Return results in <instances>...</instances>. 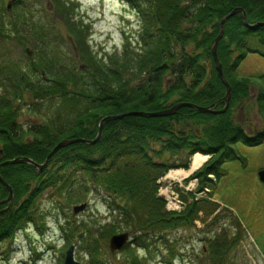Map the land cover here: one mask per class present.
Here are the masks:
<instances>
[{
	"label": "trees",
	"instance_id": "obj_1",
	"mask_svg": "<svg viewBox=\"0 0 264 264\" xmlns=\"http://www.w3.org/2000/svg\"><path fill=\"white\" fill-rule=\"evenodd\" d=\"M125 1L140 20L137 50L125 45L129 43L126 38L120 52L99 58L100 53H93L89 46L84 24L70 22L74 53L69 66L56 64L53 54L39 55L38 67L36 60L28 58L25 66L17 63L5 71L0 68V164L18 158L42 164L61 141L94 140L101 121L108 116L158 113L180 103L223 109L226 88L211 52L219 22L236 8L244 9L249 24L264 22V0ZM217 53L231 88V103L224 114L181 108L170 117H125L106 122L96 145L77 143L58 152L41 174L27 164L1 168V177L13 190V202L0 214V239L19 224L33 222V208L47 190L64 192L73 205L86 203L89 192H102L117 220L100 229V237L108 239L128 231L133 243L144 249L143 259L126 249L127 264L149 263L146 256L158 254V247L172 256L174 247L168 244L166 232L193 226L199 213L210 216L219 205L209 198L189 202L181 195L183 211L168 213L165 201L158 196V181L169 170H187L191 157L199 153L211 159L193 178L198 179L199 190L210 188L214 180L208 176L221 178L224 163H244L236 144L255 147L264 142V127L259 134L250 135L235 121V109L250 94V81L238 77L236 70L248 54L264 57V28L249 30L242 15L232 17L225 23ZM258 98L262 104L264 91ZM27 100L59 105L63 101L69 105L70 117H47L46 137L31 141L35 126L24 131L17 122V105ZM31 110L37 112V107ZM39 135L37 130L34 136ZM43 139L47 143L43 144ZM58 160L61 164L55 167ZM75 174H79L78 183L73 181ZM74 184L78 190L72 192ZM8 196L0 184V203ZM6 206L1 205L0 211ZM226 244L229 249L235 243ZM86 248L91 263L101 264L97 242H89ZM165 256L159 253V257Z\"/></svg>",
	"mask_w": 264,
	"mask_h": 264
},
{
	"label": "rangeland",
	"instance_id": "obj_2",
	"mask_svg": "<svg viewBox=\"0 0 264 264\" xmlns=\"http://www.w3.org/2000/svg\"><path fill=\"white\" fill-rule=\"evenodd\" d=\"M8 3L12 8L6 11ZM139 21L136 10L125 0H16V4L12 0H0V35H5L0 37L5 41L0 42V68L5 71L10 64L17 63L25 66L28 58L36 60L38 67L39 55L52 57L53 54L62 57L63 64H69L73 56L69 44L73 35L70 22L84 24L89 46L93 53H100L99 58L120 52L127 43L126 38L132 41L125 45L135 51L139 47L136 42ZM236 73L240 78L249 79L251 89L249 96L235 109V121L250 134L259 132L264 102L258 107L257 95L259 89L264 88V58L249 54ZM37 105V112L31 110L34 104L28 100L17 105L20 109L17 121L22 130H31L34 122L45 123L47 117H70L67 115L69 105L63 101L60 105L55 101ZM234 148L244 158V163L228 161L222 166L223 176L216 180L212 191L214 201L221 204L220 213L202 215L194 227L166 232L168 244L174 247L173 255H167L165 248L158 247V254L146 256L150 259L147 264H213V257L226 248L223 249L226 242L235 244L225 249L220 264H264V184L259 179V173L264 171V142L255 147L240 143ZM72 178L76 183L80 180L79 174ZM68 180L70 185V178ZM170 183L165 177L161 180L162 188ZM75 185L70 191L78 190ZM105 195L102 192L86 194L87 207L74 216L75 205L68 201L67 194L47 190L33 208V222L19 224L0 243V264H63L70 246L75 247L76 262L92 264L86 252L89 242H97L101 263L127 264V252L111 254L110 238L99 235L100 229L117 220L106 206ZM162 196L167 199L166 193ZM228 209L243 227L236 225L233 212ZM212 240L218 241L213 248ZM160 252L166 256L159 257ZM139 253V258L143 259V254Z\"/></svg>",
	"mask_w": 264,
	"mask_h": 264
},
{
	"label": "water",
	"instance_id": "obj_3",
	"mask_svg": "<svg viewBox=\"0 0 264 264\" xmlns=\"http://www.w3.org/2000/svg\"><path fill=\"white\" fill-rule=\"evenodd\" d=\"M237 14H242L243 21H244L245 25L247 27L251 28V29H254V28H257V27H264L263 23H258L256 25L249 26L247 24V22H246L247 19H246L245 12L242 9H235L229 15H227L225 18H223L221 20V22H220V33H219L217 39L215 40V44H214V47L212 49V55H213V59H214L215 65H216V69H217L218 75H219L221 81L223 82V84L226 87V96L224 98V101L226 102V106H225L224 110L215 111L211 107L202 108V107H197V106L192 105V104H179V105L174 106L170 110H166V111L158 112V113L131 112V113H126V114H122V115L107 117L101 122L100 127H99L98 136H97V138L94 141H88V142L83 141V140L63 141L53 150V152L50 155H48L46 162L42 166L36 165V164L32 163L30 160H28L26 158H22V159L19 158V159L13 160V161H9V162L3 163L2 165H0V168L4 167V166H8V165H15V164H29V165H32V166L36 167L39 171H43L46 168V166L48 165V162L51 159V157L59 149L64 148V147H66L68 145L75 144V143L95 144L101 137L104 123L108 122V121L120 120L122 118L132 117V116L145 117V118L169 117V116L174 115L182 107H189V108H192V109H194V110H196V111H198L200 113H203V114L217 115V114L224 113L225 110L228 108V106L230 104V93H231V90H230V87H229L228 83L224 79L222 67H221V65L219 63L218 56H217V47H218V44H219V42H220V40L222 39V36H223V28H224L225 22L228 19H230L231 17H233V16H235ZM260 177H261V181L264 182V173L260 174ZM0 183L9 191V197L4 203L12 202V199H13L12 189L6 184V182L1 178V176H0ZM85 208H86V205L75 207L73 209V213L74 214H78L79 212H82ZM127 240H128V234L116 235V236L112 237L110 239V241H109V247H110L111 252L115 253L117 251H120L124 247V245L127 242ZM73 254H74V247H70V249L66 253L65 264H78V263H76L74 261V255Z\"/></svg>",
	"mask_w": 264,
	"mask_h": 264
},
{
	"label": "bare ground",
	"instance_id": "obj_4",
	"mask_svg": "<svg viewBox=\"0 0 264 264\" xmlns=\"http://www.w3.org/2000/svg\"><path fill=\"white\" fill-rule=\"evenodd\" d=\"M230 101H231V99H230ZM30 102V104H34V106L32 107L33 109L34 108H36L38 105V103L39 102H43V101H37V102H32V101H29ZM19 112H20V109H19ZM177 113V112H176ZM175 113V114H176ZM174 114V115H175ZM222 114H224V113H222ZM222 114H220V115H222ZM137 117V116H136ZM18 122V121H17ZM40 123V121L39 122H34V125H35V128L32 130L33 131V134L30 136V140L32 141V140H34L33 138H36V139H40L41 137H46V132H45V130H44V125H45V123L43 122L42 124H39ZM39 131V133H41L42 135H39V136H34V134L36 133V131ZM35 139V140H36ZM76 140V139H75ZM77 140H83V141H86V140H84V139H77ZM71 141H74V140H71ZM61 142H63V141H61ZM61 142H59V143H57L54 147H53V149L50 151V153L49 154H51L52 152H53V150L61 143ZM86 142H88V141H86ZM42 143L43 144H45V143H47V141L45 140V139H43L42 140ZM98 142H96L95 144H87V143H82V144H85V145H89V146H94V145H96ZM70 145H68V146H66V147H64V148H61V149H59L53 156H55L58 152H60V151H62L63 149H66L67 147H69ZM48 157V156H47ZM47 157H46V159L44 160V162L42 163V164H39V163H36V162H34L33 160H31V159H28V160H30L32 163H34V164H36V165H39V166H42V165H44V163L46 162V160H47ZM51 160L52 159H50L49 160V162H48V165L46 166V168L43 170V171H39L36 167H34V166H32V165H30V166H32L34 169H36V171H37V173L38 174H41V173H43L44 171H46V170H48L49 168H50V163H51ZM208 160V157L207 156H204V155H200V154H196V155H194L193 157H192V160H191V164H190V169L188 170V171H182V170H178V172H170L167 176H166V179H173V180H175V178H174V174H177V175H181V177H188L189 175H191L192 173H194L195 171H197L200 167H202V165L206 162ZM57 163L60 165L61 164V161L60 160H58L57 161ZM27 165H29V164H27ZM63 166H64V164H62ZM210 176H212V175H210ZM184 206L185 205H183V207L180 209V212H182L183 211V209H184ZM4 241V238H2V239H0V243H2ZM124 247L127 249V250H129V251H131V252H134L138 257H139V252H141L143 255L145 254V252H144V249H142V248H140L138 245H136V244H134L133 243V240H127V242L125 243V245H124ZM151 251H154L153 250V248H152V250ZM86 252H87V250H86ZM75 253V252H74ZM155 255V254H154ZM152 256V255H151ZM65 260H66V255L64 256V262H63V264H65ZM75 261V260H74ZM101 261V260H100ZM76 262V261H75ZM76 263H78V262H76ZM101 263V262H100ZM78 264H80V263H78ZM101 264H103V263H101Z\"/></svg>",
	"mask_w": 264,
	"mask_h": 264
}]
</instances>
